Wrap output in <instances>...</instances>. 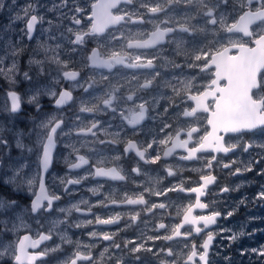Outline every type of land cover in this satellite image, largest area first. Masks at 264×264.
<instances>
[{"label": "snow or ice", "instance_id": "snow-or-ice-1", "mask_svg": "<svg viewBox=\"0 0 264 264\" xmlns=\"http://www.w3.org/2000/svg\"><path fill=\"white\" fill-rule=\"evenodd\" d=\"M63 6H67L68 0H61ZM182 5V15L177 18V7ZM5 5L0 3V9ZM230 9V11H229ZM32 5L29 4L23 9L26 20L25 35L29 40L32 39L33 32L38 22L36 14H30ZM74 14L71 16L72 23L80 26L83 19H87L88 24L84 28L73 30L74 39L70 43L83 46L85 38H94L97 40V47L91 50V54L87 56L90 63L85 67L107 69V74L101 73L100 80H96L95 73L89 75L83 82H77L76 87L83 89L91 99L81 100L79 112L92 114L88 126L81 127L78 124L69 126L66 121L58 114L47 116L36 124L34 128L35 143L28 146L19 138L16 140V147L28 153L35 152L38 167L39 193H33L35 199L31 203L30 212L39 216L35 217L36 223L39 224V217L45 212L53 210L55 201L61 199V195L56 191H49L45 185L44 174L49 173V169L54 164V150L57 148L58 142H62L63 136H91L94 139L80 143V147L92 145L95 143L118 145L123 143L122 153L112 157L113 160H121L134 152L139 158L137 166L131 167L130 173L137 176L142 174V168L139 161L144 164H156L161 159V151L163 156H169L175 149H183L186 155L180 154L181 160L197 159L198 153H224L234 151L237 147H241L243 152H248L250 148L257 146L264 148V144L254 145L253 143H230L231 136L235 135L237 140L242 134L251 133L253 136L257 132L264 134V0H92L90 15L81 16L86 13V9L76 6L73 9ZM17 19H20L17 14ZM51 23V22H49ZM135 25H151L150 29L135 28ZM253 25H256L254 28ZM111 29V31H109ZM107 33L105 36L104 34ZM221 33L226 34L220 39H210L209 35L215 37ZM203 34V39H197ZM168 37L167 44L174 45L172 58L161 57L160 52L163 49ZM102 38V39H101ZM247 38V39H245ZM227 41L224 43L223 41ZM254 45V46H250ZM159 46V47H158ZM45 52V60H32L30 63L41 65V72L44 71L42 65L45 62H51L58 66L62 72L63 78L68 81H77L80 75L78 71L67 70L68 63L60 59L59 54L45 45H41ZM59 47V45H57ZM233 49L236 50L233 53ZM72 51H76L73 48ZM53 54L49 57L47 53ZM13 51V55H15ZM175 56H184L187 66L190 68H198L201 73L208 74L211 79L206 84L197 85L194 83L195 77L188 80H179L177 84L166 82V86L171 88V95H162L161 99L167 100V105L162 111L157 113L160 120V127L156 134L151 136L144 144H139L132 137L136 136L141 124L147 117L150 108L156 107L155 98L149 101L146 96L140 93L152 88L154 83L160 77L157 68L158 60H165L174 67H181L176 62ZM122 66L128 69H147L145 78L141 81L135 73L131 79L121 82L115 79L113 69ZM15 61L12 62L10 68L0 66V75L12 80L16 74ZM23 76L26 80H32L28 72H24ZM223 81L224 83H221ZM59 82V81H57ZM103 84L102 87L100 85ZM100 87V91L96 89ZM91 90V91H90ZM48 95L54 98V104L57 109L62 108L69 101L73 100V94L70 90L53 91L51 88H42L37 86L33 92L27 97V103L35 106L36 111L41 110L39 97ZM11 104L6 107V111L10 114H16L21 111V97L15 92L8 93ZM193 101L194 107L187 105V101ZM186 105L181 111L169 115L170 108H180V105ZM111 113L113 120L119 119L121 124L115 132L109 131L112 124L107 121H101L96 117L98 115H107ZM198 113H204L202 118ZM194 117V120H186L180 122V117ZM172 117H175L173 119ZM82 119L76 116V120ZM206 121L207 127L201 128L200 120ZM106 125V126H105ZM127 125L131 129L129 134L125 128ZM67 129V130H66ZM171 129V131H169ZM22 135V134H21ZM103 135L105 139H100ZM184 136L186 138L182 139ZM229 137L228 140L225 138ZM64 146L69 148V157L75 156V161L66 158V164L71 170L80 169L84 165H89L90 158L80 154V147L75 143L63 142ZM171 145L168 147V145ZM191 145V146H190ZM155 146V147H154ZM95 151V149H91ZM151 150V153H149ZM8 157L6 160L5 157ZM206 160L205 167L211 169L213 162L217 161L215 155L209 157H199ZM218 162V161H217ZM237 161L232 160L230 163H223L224 168H231L232 164ZM103 158L96 159V162L78 178H70L66 174L65 177H57L59 184L63 186V191L69 193L70 185H79L83 180L90 176L93 178H109L111 180L124 181L127 177L121 174L117 167H104ZM259 163V161H257ZM25 163H16L11 159V145L8 139L0 135V172H10L4 179V183L14 185V190H21L27 186L32 189L36 181L29 178L24 173ZM251 164L245 165L243 168H236L231 174L239 175L244 171H252ZM175 173L168 169V175ZM264 174V173H261ZM200 180L203 182L198 186L185 189L183 187L171 186L163 190L154 191L152 188H144V192L157 197L166 196L168 192H190L195 193V202L189 203L187 207H177V215L182 213V222L172 226L170 232L161 233L154 236H147L143 242L135 239H128L123 246L116 243L115 233L102 231H92L90 237L99 238L103 241H112V244L105 246L100 253L99 258H95L91 249L95 246L92 244L75 245V250L65 259L63 264H102L105 254L110 255V248L127 249V252L137 261L141 260L139 255L141 252L152 253L153 256L159 258V264H179L178 259H164V257H177L178 254L170 247H158L154 250L148 245V241L155 244L158 240L172 241L176 237H183L187 240L193 233H201L209 226L215 225L217 219L222 215L219 211H213L210 214L193 215L196 208L207 209L209 205L201 202V197L205 195V191L210 184H213L216 177L211 173H202ZM103 185H101L102 187ZM143 188V185H138ZM94 195H97L96 188H90ZM222 192H228V187H223ZM260 199H264V191L259 194ZM47 202L46 204L44 202ZM80 203L88 204V201ZM113 205H145L142 211L151 213L153 210L167 209L169 205L165 202H149L145 199L144 194L129 197L124 195L122 200L112 199L108 197L96 201L89 205L87 212H91L92 207L102 206L108 207ZM18 207L16 200L11 196L0 195V211L4 213L15 212ZM81 212L82 209L78 204L72 205L70 208H59L60 212L71 215L72 211ZM130 216L131 221L135 222L140 216V211L132 210ZM233 215L229 211L226 217ZM120 215L102 218L99 215L93 219H88L84 223L87 225H111L119 221ZM18 223H13L11 229L7 221L0 223V229L18 230L28 229L29 225L22 216H17ZM65 220H54L52 226L45 231L36 230L35 238L32 235L25 234L18 238L14 246V250L10 253L9 249L12 245H0V258L10 255L14 260V264H45V257L50 252L62 250L63 243H72L66 236L61 235L60 244L55 246L46 245L39 252L29 253L28 249H36L41 243L52 240L54 229ZM190 225L191 228L185 232H181V228ZM203 225V228L200 227ZM81 223H76L75 227H81ZM43 225H41V228ZM166 229V225L160 222L153 231ZM30 230V229H29ZM242 235V233H241ZM214 239L212 231L206 232V239L197 245L191 242L187 253L183 255V264H210L209 251L211 243ZM228 239L235 240L233 235ZM131 245V247H129ZM186 247L188 245L186 244ZM258 255L264 257V249L256 250ZM115 264H125L122 258L117 257Z\"/></svg>", "mask_w": 264, "mask_h": 264}, {"label": "flooded vegetation", "instance_id": "flooded-vegetation-1", "mask_svg": "<svg viewBox=\"0 0 264 264\" xmlns=\"http://www.w3.org/2000/svg\"><path fill=\"white\" fill-rule=\"evenodd\" d=\"M35 1V0H33ZM38 1V0H37ZM92 0H68L67 6L61 4V0H41V9L36 14L38 16V22L36 24L35 30L32 35V39L29 40L25 35L26 31V20H23V34L22 42L14 47L15 55L11 53V58L15 61L17 72L13 79L0 77V135L5 136L11 145V159L16 163H25L27 167L24 168V173L27 174L29 178H34L36 181L35 186L32 189H28L27 186L21 188V190H14V185H9L4 183V179L7 175H11L10 172H0V195L8 196L11 195L17 202L18 207L15 212L4 213L0 211V223L4 221L8 222L9 229L13 223H18L16 220L17 216H22L25 222L29 225L28 229H18L15 231L0 229V245L13 247L9 249L11 253L14 250V246L18 238L25 234L32 235L35 238L36 230L45 231L52 225L49 221L65 220L66 223L59 224L54 229V235L52 240L45 241L36 249H28L29 253L39 252L46 245L55 246L60 244V236H66L72 243H63L61 245L60 251L50 252L48 256L45 257V264L59 263L62 259L69 257L75 250V245L77 242L81 244H92L95 245L91 252L95 258H99L100 253L103 251L105 246L112 244V241H103L99 238L90 237L89 233L92 231L102 232L107 231L115 233L114 239L116 243H120L122 246L124 242L128 239H135L138 242H143L146 240L147 236H154L165 232H170L172 226L182 222V213L177 215V207H187L189 203L195 202V193L190 192H168L166 196L157 197L155 195H149L144 192V188H152L154 191L163 190L167 187L177 186L183 187L185 189L198 186V184L203 183L200 180L202 173H211L216 177L213 184H210L205 195L202 196L201 202L207 203L209 207L207 209L196 208L193 211V215L210 214L213 211H219L222 215L217 219L215 225L209 226L199 234L194 231L192 235L185 240V238L176 237L172 241L158 240L153 244V242L148 241V245L152 246L154 250L158 247L170 246L177 254V257H164V259L172 260L178 259L179 264H183V255L188 252L191 242H195L197 245L206 239V232L212 231L214 233V239L211 243L209 251L210 264H239L240 256L233 252V240L228 239L232 234L237 237V232L244 234L245 231L250 230V225H252V220L246 218L250 212V205L247 204L246 200L250 197V193L253 189L247 188L246 183L252 181L253 174L252 171H244L239 175H232L231 173L236 168L244 167V159L253 153V147L249 149L248 152H243L241 147H237L234 151L227 154L224 153H198L197 159L192 160H181L179 159L180 154L186 155L183 149H175L169 156H163V151H161V159L156 164H144L143 161H139V166L142 168V174L136 175L135 173H130L131 167L137 166L138 157L135 153H129L128 156L123 157L121 160H113L112 157L117 154V151L122 153L124 144L109 145L95 143L92 145H86L80 147V143L88 140L94 139L91 136H63L61 138L62 142H58L57 148L54 150V164L52 168L49 169L48 174H44L45 185L48 190L56 191L61 195L59 201H55L53 204V210L51 212H45L43 216L39 217V224L36 223L35 217L39 216V213H31L30 207L33 198L35 197L33 193H39V179L38 167L36 162L35 152L28 153L26 149L21 150L17 148L16 140L19 138L22 142L28 146H33L35 143V132L34 128L41 120H44L50 115H59L62 119L66 121V124L71 126L72 124H78L81 127L88 126L91 120L92 114L80 113V101L91 99L87 93L83 92V89L76 87L77 82H83L89 77V75L95 73L96 80H100V74H107V69L102 68H91L85 67V64L90 63L87 60V56L91 54V50L97 47V40L94 38H85V44L83 46H77L70 43L74 39L72 32L68 29L72 28L74 31L78 28H84L88 24L87 19L82 20V24L77 26L72 23L71 16L74 14L73 9L76 6H80L86 9V13L80 14L81 16L90 15ZM49 5L46 9L45 6ZM177 7V18L182 15L181 9L182 5ZM230 10V9H229ZM35 14V13H30ZM51 22V23H49ZM135 28L150 29L151 25H135ZM255 28L256 25H253ZM111 31V29L109 30ZM105 36L107 33L104 34ZM226 35L221 33L218 36L209 35L210 39H220L221 36ZM203 34L197 37V39H203ZM102 39V38H101ZM247 39V38H245ZM168 37L165 38V45L160 52L161 57L172 58L174 56L173 47L174 45L167 44ZM226 43L227 41H223ZM45 45L51 49H54L56 53L59 54L61 60L68 63L67 70L78 71L80 75L77 77V81H68L63 78L62 72L59 70L58 66L51 62H45L42 67L44 69L41 72V65L30 63L32 60H45V52L41 45ZM59 45V47H57ZM254 46V45H250ZM159 47V46H158ZM76 48V51H72ZM233 51V50H232ZM236 51L234 50L233 53ZM53 53L49 52L47 55L50 57ZM176 62L181 65V67H174L168 64L165 60H158L157 68L160 72V77L154 83L152 88L145 90L140 93L146 96L149 101H153L155 98L156 107L150 108L149 113L144 121L138 125L140 131L134 137V141L139 144H144L147 140H150L151 136L156 134L157 129L160 127V120L157 113L161 112L163 107L167 105L166 99H161L162 95H171V88L166 86V82H171L172 84H177L179 80H188L195 77L194 83L197 85L206 84L210 81L211 77L206 73H201L198 68H190L187 66L184 56H175ZM115 79L124 82L126 79H131L132 75L135 73L142 81L147 72V69H128L122 66H117L113 70ZM24 72H28L32 77V80H26L23 76ZM59 81V82H57ZM221 83H224L221 81ZM51 88L53 91L59 92L62 90H70L73 94V100L69 101L62 108L57 109L54 104V98L48 95H41L39 97L41 110L36 111L34 105L27 103V97L33 92L37 87ZM103 84L100 85L102 87ZM100 87L96 89L97 92L100 91ZM10 91H15L20 97L22 102L21 111L16 114H10L5 109L10 107L11 101L8 96ZM91 91V90H90ZM187 105L195 106L194 102L189 100ZM186 105L181 104L180 108H170L169 115L172 116L173 113L181 111ZM201 118L206 115L204 113H198ZM76 116H80L82 119L76 120ZM101 121H107L112 124L109 131L115 132L118 129V125L121 124L119 119L113 120L111 113L107 115H98L96 117ZM175 119V117H172ZM194 117L185 118L180 117V122L184 123L186 120H194ZM200 124L203 125L201 131L204 127H207L206 121L200 120ZM106 126V125H105ZM128 133H131V129L125 125ZM67 130V129H66ZM171 131V129H169ZM22 134V135H21ZM230 143H239L243 145L245 143L251 142L253 135L242 134L241 138L237 140L235 135L230 134ZM182 139L186 138L184 136ZM100 139H105L103 135ZM226 140L229 137L225 138ZM63 142L75 143L77 147H80V154L85 155L86 158H90L89 165H84L80 169L71 170L66 164V158L75 161V156L69 157L70 149L64 146ZM171 145L169 144L168 147ZM191 146V145H190ZM155 147V146H154ZM95 149V151L90 150ZM151 153V150H149ZM215 155L217 161L213 162V167L208 169L205 167L206 160L199 159V157H209ZM252 156V155H251ZM103 158L105 163L102 165L104 167H117L121 171L122 175L127 178L124 181L111 180L109 178H93L89 177L83 180L79 185H70L69 193L63 191V186L59 184V179H54L57 177H65L66 174L70 175V178H78L85 174V172L96 162V159ZM7 160L8 157L6 156ZM232 160L237 161L232 164L231 168H224L223 163H230ZM253 164V163H252ZM168 169H171L175 174L172 176L168 175ZM241 182V185L236 188L237 183ZM101 185H103L101 187ZM138 185H143L139 187ZM223 187H228L230 191L222 192ZM90 188H96L98 194L94 195ZM143 193L145 199L151 204L152 202H165L169 205L167 209H155L151 213L142 211L145 205H113L108 204V207L96 206L91 208V212H87L89 205L94 204L96 201L108 197L109 201L115 199L117 201L122 200L124 195L127 194L129 197H135ZM241 199L239 200V205L233 200L239 195ZM81 201H88V204L80 203ZM47 203L46 201L44 202ZM78 204L82 209L81 212L75 210L72 211L71 215H67L64 212H60L59 208H70L72 205ZM264 203L260 204V207ZM140 211V216L137 221L133 222L130 216L133 214L132 210ZM231 211L233 215L226 217V214ZM261 213V212H260ZM119 214L120 219L117 223L111 225H87L84 222L88 219H93L95 215H99L102 218H108ZM160 222L165 223L166 229L159 230V232L153 231ZM76 223H81V227H75ZM41 225L43 227L41 228ZM242 226V228H240ZM203 228V225H200ZM191 228L190 225H185L181 228V232H185ZM30 229V230H29ZM246 236V235H245ZM249 236V235H248ZM255 233L250 234V238H253ZM247 237V236H246ZM240 245L246 243L247 240L242 242L238 239ZM249 244L261 245L264 242V234L257 233L254 242L251 239L248 240ZM186 244L188 247H186ZM131 247V245H129ZM109 254H105V258L102 264H115V259L117 257L122 258L125 264H159V258L153 256L152 253L141 252L136 255L141 257L140 261L133 258L131 254L127 252V249L118 250L115 248H110V255L112 259L108 258ZM253 256L257 255V252H252ZM0 264H14V260L10 255H5L0 258ZM37 264H40L38 261Z\"/></svg>", "mask_w": 264, "mask_h": 264}, {"label": "rangeland", "instance_id": "rangeland-1", "mask_svg": "<svg viewBox=\"0 0 264 264\" xmlns=\"http://www.w3.org/2000/svg\"><path fill=\"white\" fill-rule=\"evenodd\" d=\"M0 3L5 5L3 9H0V66L10 68L13 62L11 53L14 51V47L22 42L23 20L25 19L23 9L31 4L32 10L30 13L37 14L41 9V0H0ZM45 8L48 9L49 5L47 4ZM17 14L22 18L17 19ZM0 77L6 78L4 75H0ZM251 143L254 145L264 144V134L257 132L251 139ZM257 161H259V163H257ZM247 164H251L254 177L252 181L245 184L247 188L251 187L253 189L250 193V197L246 200L247 204H251L250 212L246 218L252 220V225H250V230L245 231L242 235L240 231H236L237 237L233 240L232 249L237 255H241L239 264H264V257L258 254L256 256L252 255L253 249H264V242L261 245H250L248 242L249 239L254 242L257 233L264 234V205L262 208L260 207V204L264 203V199L259 198V194L264 191V174H261L264 173V148L254 146L253 153L244 159V166ZM240 185L241 182H238L236 188ZM242 195L243 194H239L233 201L239 205L238 202ZM52 222L53 221H49L51 225ZM240 228H242V226ZM251 233H255L253 238H250ZM233 235L235 234H232V236ZM238 239H240L241 242L245 239L247 242L240 245L241 243H239ZM63 262L64 259L54 264H63Z\"/></svg>", "mask_w": 264, "mask_h": 264}, {"label": "bare ground", "instance_id": "bare-ground-1", "mask_svg": "<svg viewBox=\"0 0 264 264\" xmlns=\"http://www.w3.org/2000/svg\"><path fill=\"white\" fill-rule=\"evenodd\" d=\"M3 19H4V18H3ZM14 22H15V21H14ZM1 23H2V22H1ZM7 24H8V23H7ZM5 26H6V25H5ZM5 26H4V27H5ZM1 27H2V26H1ZM7 27H8V26H7ZM3 48H4V47H3ZM2 52H3V51H2Z\"/></svg>", "mask_w": 264, "mask_h": 264}, {"label": "water", "instance_id": "water-1", "mask_svg": "<svg viewBox=\"0 0 264 264\" xmlns=\"http://www.w3.org/2000/svg\"><path fill=\"white\" fill-rule=\"evenodd\" d=\"M234 50H235V49H233V51H234ZM235 51H236V50H235ZM34 199H35V197L33 198V200H34ZM33 200H32V201H33Z\"/></svg>", "mask_w": 264, "mask_h": 264}]
</instances>
